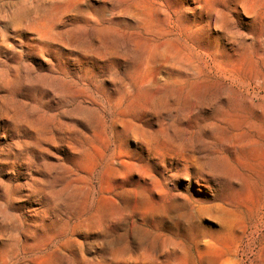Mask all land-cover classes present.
Wrapping results in <instances>:
<instances>
[{
	"label": "rangeland",
	"instance_id": "rangeland-1",
	"mask_svg": "<svg viewBox=\"0 0 264 264\" xmlns=\"http://www.w3.org/2000/svg\"><path fill=\"white\" fill-rule=\"evenodd\" d=\"M260 60L264 0H0V264H264Z\"/></svg>",
	"mask_w": 264,
	"mask_h": 264
},
{
	"label": "bare ground",
	"instance_id": "bare-ground-1",
	"mask_svg": "<svg viewBox=\"0 0 264 264\" xmlns=\"http://www.w3.org/2000/svg\"><path fill=\"white\" fill-rule=\"evenodd\" d=\"M255 73L258 76L257 82H255L253 85L252 84L244 85L242 83H240V85L242 87H247L253 90L252 96L250 97L249 100L250 107L253 113H256L260 108V104H256L254 101L256 99L262 101L263 110L261 114L264 117V60L261 61L260 65H256ZM250 132H253V136L247 139L245 133L239 134L240 141H237V147L240 151V156L237 157L238 161L236 162V164L248 177L264 180V126L255 125L252 127V131ZM221 220L224 223H227V221L224 218H221ZM255 220H256V224H255L256 229L257 227H261V228L264 227V210L260 211L257 214ZM258 231L259 230H256L255 233H257ZM251 246L252 243L247 244L246 247L248 251L251 250Z\"/></svg>",
	"mask_w": 264,
	"mask_h": 264
}]
</instances>
